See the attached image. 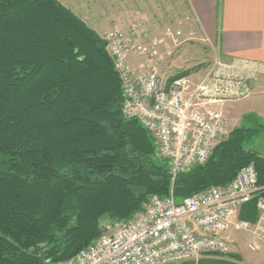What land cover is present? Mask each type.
<instances>
[{"label": "trees", "instance_id": "1", "mask_svg": "<svg viewBox=\"0 0 264 264\" xmlns=\"http://www.w3.org/2000/svg\"><path fill=\"white\" fill-rule=\"evenodd\" d=\"M104 47L55 0H0V264L65 261L99 237L102 219L225 186L244 167L264 187V158L243 147L257 130L243 127L172 180L152 135L122 115ZM259 198L241 220H257Z\"/></svg>", "mask_w": 264, "mask_h": 264}, {"label": "built area", "instance_id": "2", "mask_svg": "<svg viewBox=\"0 0 264 264\" xmlns=\"http://www.w3.org/2000/svg\"><path fill=\"white\" fill-rule=\"evenodd\" d=\"M102 36L121 85L122 115L152 135L156 157L167 162L172 180L203 166L228 138L225 105L251 95L252 65L215 59L200 81L187 76L166 79L161 65L171 49L182 45L180 31L149 43L132 41L117 30ZM257 177L248 166L227 185L180 201L172 192L166 198L150 197L131 219L102 223L90 245L70 259L49 264H203L209 256L228 252L231 238L238 235L248 238L247 252L264 255V198L255 201L254 223L238 216L264 192Z\"/></svg>", "mask_w": 264, "mask_h": 264}, {"label": "rangeland", "instance_id": "3", "mask_svg": "<svg viewBox=\"0 0 264 264\" xmlns=\"http://www.w3.org/2000/svg\"><path fill=\"white\" fill-rule=\"evenodd\" d=\"M55 1L91 29L100 41H102V35L110 30L121 31L132 41L148 43L154 39L164 38L166 34L180 31L183 43L179 48L171 49V56L161 65L162 78L171 79L181 75L200 81L206 68L215 59L223 60L213 46L196 33L195 22L187 0ZM252 67L248 75L251 95L245 101L256 95L264 96V69ZM239 124L240 120L236 115L232 126L238 127ZM232 126L228 125L229 133L232 131ZM249 127L256 129L257 134L243 147L264 158V119H257L255 124ZM107 220L104 218L101 221L106 223ZM244 239L240 238L231 243L229 251L225 254L209 256L205 259L206 264H264L263 254L251 255L246 252ZM243 248L244 252L241 251Z\"/></svg>", "mask_w": 264, "mask_h": 264}, {"label": "crops", "instance_id": "4", "mask_svg": "<svg viewBox=\"0 0 264 264\" xmlns=\"http://www.w3.org/2000/svg\"><path fill=\"white\" fill-rule=\"evenodd\" d=\"M187 2L195 22L196 33L213 46L218 56L225 61L248 62L252 66L264 69V0H187ZM230 105L223 108L227 124L234 125L236 115L240 120L239 126H232V129L250 128L249 125L255 124L257 119H264L262 95ZM235 237L245 238V247L248 238L241 235L233 236L230 240L232 243L237 241ZM241 251L244 252V248Z\"/></svg>", "mask_w": 264, "mask_h": 264}]
</instances>
